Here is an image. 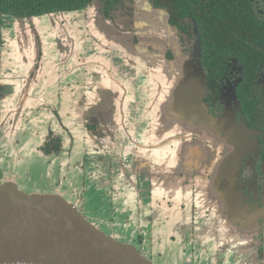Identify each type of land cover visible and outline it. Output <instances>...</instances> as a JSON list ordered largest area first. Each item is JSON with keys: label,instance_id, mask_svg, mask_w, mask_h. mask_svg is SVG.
Instances as JSON below:
<instances>
[{"label": "rangeland", "instance_id": "374dc122", "mask_svg": "<svg viewBox=\"0 0 264 264\" xmlns=\"http://www.w3.org/2000/svg\"><path fill=\"white\" fill-rule=\"evenodd\" d=\"M147 2L137 0L136 33L118 31L94 7L42 17H4L0 24V82L5 96L0 102V184L13 182L26 193L62 194L104 232L133 237L139 250L137 204L148 185L139 173L148 163L146 147L154 150L161 145L159 151H171L160 155L162 163L182 169L177 155L183 149L179 150L177 137L191 134L193 126L173 105L177 94L186 96L183 85L193 81L197 69L192 57L177 54L178 48L172 62L159 57L163 48L172 46L174 31L166 25L165 15ZM134 35L138 43L130 40ZM193 76L197 83L198 76ZM85 115L90 123L101 117L104 134H95L107 147L89 146L94 135ZM53 131L66 143L60 154L43 150ZM195 131L205 136V130ZM204 153L200 148L194 155ZM155 162L157 156L152 166ZM177 191L180 196V188ZM148 212L147 220L165 219L152 208ZM178 218L171 212L168 232H174ZM107 222L114 226L110 229ZM151 228L143 224L142 229Z\"/></svg>", "mask_w": 264, "mask_h": 264}, {"label": "flooded vegetation", "instance_id": "af4514ba", "mask_svg": "<svg viewBox=\"0 0 264 264\" xmlns=\"http://www.w3.org/2000/svg\"><path fill=\"white\" fill-rule=\"evenodd\" d=\"M99 1L93 0L87 9H98L105 19L115 23L118 31L138 32L139 21L134 12L137 0H122L119 3ZM154 1L146 0L150 9L159 10L165 15L166 25L174 31L172 46L163 48L159 57L172 62L177 48L180 56L192 57L197 68L193 70L192 79L196 73L201 86L198 91V87L194 83L191 85L189 80L186 86L183 85L186 96L177 94L176 105H173L174 111H179L193 126L191 134L177 137L179 150L183 149L177 155L182 160V169L179 171L173 165L166 166L167 161L162 163V157L171 151H159L161 145H157L154 150L151 145L147 146L148 163L142 166L139 178H144L148 185H144L140 195L149 200L158 198L159 202L173 199L172 206L175 205L176 215L181 220L173 224L172 232L175 235L185 233V230L189 234L191 226L190 232L198 238L197 228L201 223L206 229L207 239L210 236L218 239L220 234L229 238V232H236L249 238L251 244L248 248H251L260 262L264 259V0L213 1L220 9H232L237 16L235 19L221 14L213 17L208 26L210 29L206 31L214 32L211 35L204 32V36L208 46L211 42L215 48H208L207 53H202L203 34L193 18V10H188L184 15L177 13L174 21L171 15L168 16L166 7ZM210 1L206 0V3ZM229 11L227 13L230 14ZM130 40L138 43L139 37L134 35ZM95 56L100 57L99 53ZM70 93L67 92V95ZM4 98L1 90V103ZM68 99L61 102H68ZM201 104L206 108L205 116L211 121L195 116L200 115L196 110L199 107L201 112ZM52 118L56 121L55 113ZM177 119L174 112V120L178 125ZM100 120L101 117H95L90 123L89 117L84 116L85 124L94 135L88 143L93 148L96 145L108 146L95 134H104L105 129L100 126ZM213 121H216V125ZM102 124L105 125L104 120ZM57 128L58 123L54 131ZM97 128H100L99 132ZM195 128L205 130V136H199ZM54 131L46 137L43 150L49 154H60L66 143L63 144L61 136ZM65 132L68 133L67 128ZM72 142H69L71 146ZM200 148L205 153L194 155ZM156 156L158 162L152 166ZM159 163L164 164V169ZM179 188L180 196L177 191ZM139 198L138 204L142 203V197ZM177 224L180 226L176 228ZM106 226L111 229L114 224L107 222ZM136 227L139 230L137 240L140 250L137 249L153 261L149 256L152 246L149 250L145 240L149 232V238L154 241L150 230H143L139 224ZM129 243L136 246L132 240Z\"/></svg>", "mask_w": 264, "mask_h": 264}, {"label": "water", "instance_id": "95a60500", "mask_svg": "<svg viewBox=\"0 0 264 264\" xmlns=\"http://www.w3.org/2000/svg\"><path fill=\"white\" fill-rule=\"evenodd\" d=\"M190 83L199 91L201 82ZM201 105L195 116L211 121ZM0 264L156 263L90 222L62 194L26 193L6 181L0 184Z\"/></svg>", "mask_w": 264, "mask_h": 264}, {"label": "crops", "instance_id": "0c3cea01", "mask_svg": "<svg viewBox=\"0 0 264 264\" xmlns=\"http://www.w3.org/2000/svg\"><path fill=\"white\" fill-rule=\"evenodd\" d=\"M140 197H142V203L137 204V212L139 213L138 224L142 228L143 224L152 226L149 230L154 241L147 236L145 240L149 250L152 246L149 256L152 257V260L156 264H264V259L259 262L258 258L252 253L251 248H248L249 244H251L249 238L239 233L230 234L229 232V238L219 233L218 239H214L211 236L207 239L205 234L206 229L202 223L197 228L198 238L190 232L191 226H189V234H180L179 232V234L175 235L172 231L168 232L166 228L172 222L168 217H171V212L176 215V207L175 205L172 206L173 199L161 201V198V202H159L157 201L158 198H155L151 202L148 198ZM148 206L149 208H147ZM153 206L155 214H165L164 220H147V216L150 215L148 210ZM188 222H191V220L188 219ZM178 226L180 224H177L175 227L177 228ZM111 235L118 239L122 238L125 242L133 239V237L130 240L121 237L118 231L117 233H111ZM135 239H137V236ZM222 240L223 243L220 244ZM223 260L225 261L224 263H222Z\"/></svg>", "mask_w": 264, "mask_h": 264}, {"label": "trees", "instance_id": "16d2710c", "mask_svg": "<svg viewBox=\"0 0 264 264\" xmlns=\"http://www.w3.org/2000/svg\"><path fill=\"white\" fill-rule=\"evenodd\" d=\"M114 1L119 3L122 0H108L110 3ZM211 1L210 3H206V0H155L154 2L157 5L161 4V6L166 7L167 9L165 8V10L168 16L171 15L174 21H176L177 13L184 15L188 10H193V18L197 26L201 27L203 34L202 53H207L208 48H215L213 44H210L211 42L208 46V40L204 36V32L210 29L208 26L212 22L213 17L221 14L226 18L235 19L237 16L232 9L229 11L228 8L220 9L217 4L214 5L213 1L217 0ZM92 2L93 0H0V23L4 17L29 18L42 17L49 14L80 12L87 9ZM228 11L230 14L227 13ZM213 32V30H209L207 33L211 35ZM1 90L0 82V99Z\"/></svg>", "mask_w": 264, "mask_h": 264}]
</instances>
